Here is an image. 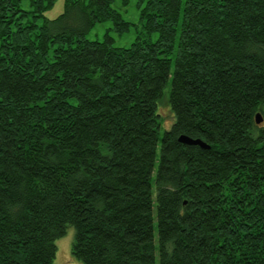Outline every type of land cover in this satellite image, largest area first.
Listing matches in <instances>:
<instances>
[{"label": "trees", "instance_id": "trees-1", "mask_svg": "<svg viewBox=\"0 0 264 264\" xmlns=\"http://www.w3.org/2000/svg\"><path fill=\"white\" fill-rule=\"evenodd\" d=\"M112 1L0 0V264H264V0Z\"/></svg>", "mask_w": 264, "mask_h": 264}, {"label": "rangeland", "instance_id": "rangeland-1", "mask_svg": "<svg viewBox=\"0 0 264 264\" xmlns=\"http://www.w3.org/2000/svg\"><path fill=\"white\" fill-rule=\"evenodd\" d=\"M138 0H127L125 4L122 0H113L112 6L120 13L122 18L130 21L128 30L116 32L112 29L110 19L96 21L86 32L85 37L88 39H101L103 34L107 32L112 37L114 46H127L134 39L135 35H140L141 27L139 22ZM63 0H53L52 4L43 11L45 17H53L62 9ZM156 32L149 34V39L153 40ZM169 84V82H168ZM167 84V85H168ZM162 89L161 96L156 102V112L158 113L159 132L168 128L172 122V112L167 101L168 86ZM73 239V227L68 224L62 235L54 239L55 252L52 259L53 264H82L80 259L76 258L70 251Z\"/></svg>", "mask_w": 264, "mask_h": 264}, {"label": "water", "instance_id": "water-1", "mask_svg": "<svg viewBox=\"0 0 264 264\" xmlns=\"http://www.w3.org/2000/svg\"><path fill=\"white\" fill-rule=\"evenodd\" d=\"M254 120H255L256 123L261 121V117L258 115V113H255ZM177 139L179 141H181V142H184V143L198 144L201 147H207V144H205L199 138H191V137H188V136H186L184 134H179L177 136Z\"/></svg>", "mask_w": 264, "mask_h": 264}]
</instances>
